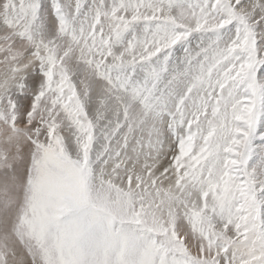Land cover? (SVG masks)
<instances>
[{"label":"snow or ice","instance_id":"1","mask_svg":"<svg viewBox=\"0 0 264 264\" xmlns=\"http://www.w3.org/2000/svg\"><path fill=\"white\" fill-rule=\"evenodd\" d=\"M0 264H264V0H0Z\"/></svg>","mask_w":264,"mask_h":264}]
</instances>
